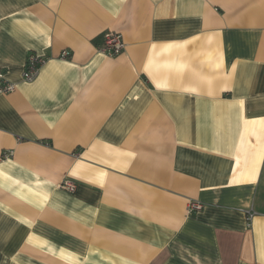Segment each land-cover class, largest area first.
Here are the masks:
<instances>
[{"label":"crops","instance_id":"1","mask_svg":"<svg viewBox=\"0 0 264 264\" xmlns=\"http://www.w3.org/2000/svg\"><path fill=\"white\" fill-rule=\"evenodd\" d=\"M0 72V264H264V0H0Z\"/></svg>","mask_w":264,"mask_h":264},{"label":"built area","instance_id":"2","mask_svg":"<svg viewBox=\"0 0 264 264\" xmlns=\"http://www.w3.org/2000/svg\"><path fill=\"white\" fill-rule=\"evenodd\" d=\"M125 50V43L121 34L116 32H108L104 36V44L101 46L100 51L102 54L108 57H117L121 55ZM69 53L66 51L63 53V57H68ZM48 61V58L45 56H40L37 54H30L23 73V79L26 82L34 81L40 72L41 67ZM0 81L2 83L0 87V93L3 95H8L14 92L17 88L16 84L9 82L5 79V76L0 72ZM11 153H5L4 157H11ZM61 188L69 193H74L76 190V185L70 181H66L62 184ZM202 205L199 203H191L189 205L188 211L190 213L197 212L201 210ZM253 216V215H252ZM250 220V218H249Z\"/></svg>","mask_w":264,"mask_h":264}]
</instances>
